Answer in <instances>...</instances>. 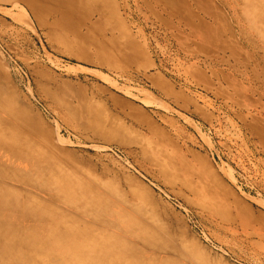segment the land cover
I'll use <instances>...</instances> for the list:
<instances>
[{
	"label": "rangeland",
	"instance_id": "1",
	"mask_svg": "<svg viewBox=\"0 0 264 264\" xmlns=\"http://www.w3.org/2000/svg\"><path fill=\"white\" fill-rule=\"evenodd\" d=\"M0 94L38 167L0 143V247L125 219L157 264H264V0H0Z\"/></svg>",
	"mask_w": 264,
	"mask_h": 264
},
{
	"label": "bare ground",
	"instance_id": "2",
	"mask_svg": "<svg viewBox=\"0 0 264 264\" xmlns=\"http://www.w3.org/2000/svg\"><path fill=\"white\" fill-rule=\"evenodd\" d=\"M7 104H8V98L5 95L0 94L1 107L5 108L8 111L11 110L9 108L16 109L14 105L7 106ZM16 115L18 116L19 113H16ZM0 143L2 146L5 147V149H7L6 152L7 153L9 152V154L11 155V159H13L14 162H16L19 165L20 169L16 171L17 174L26 176L27 174V172H25L26 168H30V169L32 168L34 171H38V167L33 166L34 164L32 165L31 160L28 161V157H27L28 149H25L24 145L21 144V142L19 141V138L16 136V134H14V131L9 129V126H7L1 120H0ZM8 156H5V158L10 159ZM9 161L10 160L5 161V164H7L4 165V167L6 166L5 168L9 166L8 165L10 164ZM25 164L30 165V167H25ZM4 167L1 166L3 170H6ZM40 172L42 174H47V172L44 169H42ZM65 182H61L58 180H53V181L48 180L46 184H44V186L55 189L59 193L57 195H60L61 197L67 195L72 197L75 200V202H79L81 200L82 201L87 200L84 194L78 192L79 191L78 189H77L78 191L72 189L70 185H68L69 183H65ZM1 194L2 193L0 191V206H4V205L9 206L10 201H8L5 196L1 197ZM19 199L20 198L17 197L15 198L14 206L12 207L18 208L20 206H23L22 201ZM92 201L94 202L90 203V205L93 206L89 207V209L84 208L82 202L79 205H81V207L85 211H88V213L94 216L95 218H101V216L105 215L104 213L105 211H103L104 209L103 205L105 204L102 203L101 199L98 200L93 199ZM32 212H36V211H32ZM116 213H118V211H116ZM68 219L69 218L67 216L58 217L56 219L57 224L51 229H49L47 234H45L46 236L45 235L43 236L44 239H37V237H39L40 234L36 226L31 227L27 232L26 230H24L25 233H23L24 232L23 230H18L16 228L8 226L7 229L9 230L13 229L15 230V232L11 235L10 238L6 240L4 246L0 247V264H157V262L153 261L154 260L152 257L153 254L150 250H147L146 252L143 253L140 250L138 252V248L134 246L136 244L134 243L133 245L134 240L140 239V241L144 243L147 246V248H150L149 246H153L154 244H152L151 241L146 237L147 234L145 235L144 232H142L140 229L130 226L132 225L130 223L127 224L123 223L126 221L125 219L123 222L120 219L116 223L115 221L112 220H110L109 222H114V224L111 225H114L117 228L118 230L117 234L126 237H130V235H132L131 236L132 242L121 240V238L119 237H108L107 236L108 234L105 235L104 233L98 234L97 232L98 235H95L93 234L94 231L93 233L88 231L89 227L79 228L77 225H74L72 223L68 225H64V224L62 225L59 223V222L63 223V221L66 222V220ZM73 219L75 220V218ZM93 229L95 228L93 227ZM10 242H12L13 244H11ZM64 250L66 252H63ZM138 254H141V256Z\"/></svg>",
	"mask_w": 264,
	"mask_h": 264
}]
</instances>
